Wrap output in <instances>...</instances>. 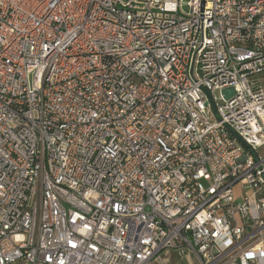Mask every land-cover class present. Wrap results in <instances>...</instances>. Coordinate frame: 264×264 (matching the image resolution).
<instances>
[{"label":"built area","instance_id":"obj_1","mask_svg":"<svg viewBox=\"0 0 264 264\" xmlns=\"http://www.w3.org/2000/svg\"><path fill=\"white\" fill-rule=\"evenodd\" d=\"M262 74L264 0H0V264H264Z\"/></svg>","mask_w":264,"mask_h":264},{"label":"rangeland","instance_id":"obj_2","mask_svg":"<svg viewBox=\"0 0 264 264\" xmlns=\"http://www.w3.org/2000/svg\"><path fill=\"white\" fill-rule=\"evenodd\" d=\"M186 1H187V0H186ZM185 10L187 11L188 8L185 7ZM252 78H253V79H257V81L260 82L261 85H264V74H262V75H258V76H253ZM260 152H261V154L264 155V148L261 149ZM178 264H189V262H188L187 259L182 258V259H180V260L178 261ZM190 264H192V263H190Z\"/></svg>","mask_w":264,"mask_h":264},{"label":"water","instance_id":"obj_3","mask_svg":"<svg viewBox=\"0 0 264 264\" xmlns=\"http://www.w3.org/2000/svg\"><path fill=\"white\" fill-rule=\"evenodd\" d=\"M223 93L225 94V96H226L227 98H230V97H232L233 94H234V89H233V88L225 89V90L223 91Z\"/></svg>","mask_w":264,"mask_h":264}]
</instances>
